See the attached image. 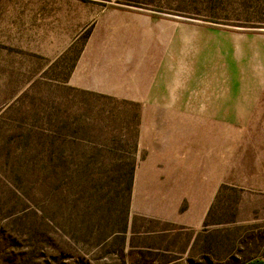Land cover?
<instances>
[{
  "label": "rangeland",
  "instance_id": "rangeland-1",
  "mask_svg": "<svg viewBox=\"0 0 264 264\" xmlns=\"http://www.w3.org/2000/svg\"><path fill=\"white\" fill-rule=\"evenodd\" d=\"M74 1L182 24L183 47L147 48L157 60L162 52L167 68L147 71L144 94L99 93L102 79L79 88L71 73L89 30L76 38L55 22ZM151 86L167 93L151 94ZM212 100L217 130L229 114L243 113L225 111L228 104L264 103V0H0V264L264 259V206H257L264 199L240 183L248 167L255 171V152L258 166L264 162L255 142L244 150L256 127H243L236 161L222 168L231 169L232 182L218 188L197 232L130 207L135 169L147 157V120L207 121L212 112L192 110V103Z\"/></svg>",
  "mask_w": 264,
  "mask_h": 264
},
{
  "label": "crops",
  "instance_id": "crops-1",
  "mask_svg": "<svg viewBox=\"0 0 264 264\" xmlns=\"http://www.w3.org/2000/svg\"><path fill=\"white\" fill-rule=\"evenodd\" d=\"M55 22L57 30L76 32L72 35H77L76 38L89 30L82 43L83 50L72 69L71 80L79 88H86L89 79L106 80L100 82L104 90L99 93L103 94H144L147 83L143 80L147 79V71L153 74L157 71L166 73L167 60H162L163 48L170 44L183 47L184 42L185 29L182 24L145 15L134 9L101 7L74 1L63 8V13ZM71 44L61 43L62 46ZM153 47L161 48L160 51L163 49V53L158 51V60L147 56V48ZM149 89L151 94L167 93L166 88L161 86H151ZM230 105L224 110L243 113L238 119L229 114V118H224L220 125L223 129L219 130L215 125L216 103L213 100L203 107L192 103V110L202 108L212 112L209 115L212 118L208 116L207 121L194 115L192 119L147 120V139L143 140L147 157L136 167L132 182L130 207L133 213L148 220L197 232L209 214L218 188L233 178L231 169L228 173L222 168L226 162H229L230 167L231 160L236 161L233 152L239 146L237 138L245 135L243 127L257 128L256 135L248 136L253 140L245 142L244 150L253 149L252 142H255V150H259L260 159H264V103H239L234 108ZM168 107L183 111L182 105ZM248 111L255 113L249 114ZM235 127L240 129L236 130ZM200 136L204 138L202 141L199 140ZM222 148L225 152L221 157L223 160L217 158ZM201 154H207V158H201ZM255 156V171L252 172L248 167L246 182L240 183L254 187L257 198L264 199V162L259 161L258 166L256 152ZM257 206L262 207L264 204Z\"/></svg>",
  "mask_w": 264,
  "mask_h": 264
},
{
  "label": "trees",
  "instance_id": "trees-1",
  "mask_svg": "<svg viewBox=\"0 0 264 264\" xmlns=\"http://www.w3.org/2000/svg\"><path fill=\"white\" fill-rule=\"evenodd\" d=\"M247 264H264V261H262V260H253L252 262H249Z\"/></svg>",
  "mask_w": 264,
  "mask_h": 264
}]
</instances>
